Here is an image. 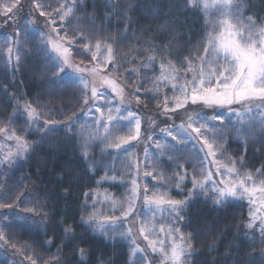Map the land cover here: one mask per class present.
I'll return each mask as SVG.
<instances>
[{"label":"snow or ice","instance_id":"6c2138e0","mask_svg":"<svg viewBox=\"0 0 264 264\" xmlns=\"http://www.w3.org/2000/svg\"><path fill=\"white\" fill-rule=\"evenodd\" d=\"M83 2L32 0L25 26L3 37L0 59L12 68L13 74L21 68L22 54L27 56L35 50L56 77L50 83L77 88L80 98L76 101L79 112L73 110L59 120L41 105L25 101L24 131L18 133L0 126L3 139L13 142L7 151L0 147V176L53 143L59 132L64 133L65 140L75 142L88 171H95L104 163L103 154L100 161L90 154L99 142L105 150L114 149L126 158L120 164L130 183L124 184L127 191L121 200L107 192H84L81 225L109 239L118 236L126 241L134 264H153L154 259L159 264H189L196 253L192 233L184 231L189 224V209L201 198L220 210L228 209L235 201H245L251 206L245 224L248 231L244 233L251 248L247 264H264V166L247 171L245 157L233 158L225 147L232 134L247 144L257 134V127L264 133V117L257 122L250 116L254 110L259 113L264 108V19L258 15L245 17L243 0H177L173 5L176 11L183 8L205 17V35L181 61L179 53L169 51L171 43L167 47L156 45V36L148 34L143 44L122 54L120 46L128 40L126 34L131 30L128 24L122 29L124 40L119 38L120 31L115 38L104 35L107 29L97 28L93 20L89 23L95 35L73 27L72 20L81 10L77 5ZM23 7L21 0L0 5V27L16 24ZM129 10L121 7L119 0H109L108 14L103 19L109 24L113 18L130 21ZM209 15L214 18L208 19ZM38 17L44 20L38 22ZM160 31L171 33L175 29L165 22ZM36 35L38 42L32 38ZM73 54L80 58L78 63L73 62ZM173 55L175 60L170 58ZM129 87L133 91L126 93ZM165 89H170V94ZM141 92L151 94L144 97V107L155 101L158 114L171 120L170 125L160 127L154 117L142 120L131 110L127 100L134 96L141 104V97L135 95ZM237 105L240 110L233 108ZM218 109L234 114L236 123L229 119L225 124V115ZM81 114L86 118L83 124ZM157 129L163 139L157 136ZM30 136L35 139L30 140ZM136 144L144 145L142 155L129 147ZM261 146L264 148V138ZM167 169H171L170 175ZM118 177L123 183L125 176L115 172L114 161L102 179L116 182ZM7 182V177L0 181V210H12L0 214V241L5 244L9 237L2 229L11 228L16 220L27 225H47L53 219L47 213L48 197L41 199L32 194L24 198L31 204L23 206L26 215L20 216L16 209L23 204L24 193L19 187L9 190ZM173 188L183 197L173 196ZM70 195L71 188H65L63 198ZM104 207L110 211H103ZM59 223L64 236L70 242L75 240V225L66 219ZM78 250V264H86V251L79 246ZM55 255L59 257V250ZM24 257L30 264L40 259L27 250ZM57 264L63 261L57 259Z\"/></svg>","mask_w":264,"mask_h":264},{"label":"trees","instance_id":"16d2710c","mask_svg":"<svg viewBox=\"0 0 264 264\" xmlns=\"http://www.w3.org/2000/svg\"><path fill=\"white\" fill-rule=\"evenodd\" d=\"M70 4L72 0H67ZM245 3V16H259L264 19V0H243ZM11 0H0V5ZM24 5L16 24L0 27V39L13 34L18 27L25 26V17L32 8V0H21ZM63 3L65 0H59ZM177 0H119L121 7L130 9L127 19L113 18L111 23L103 18L108 14L109 0H84L78 4L76 18L72 20L73 27L83 29L86 33H93L89 20H93L97 28L103 26L107 31L104 35L114 38L118 31L120 39L124 40L122 29L128 24L130 31L126 34L128 40L120 46L122 54L129 53L132 47H138L144 43L145 34L155 35L154 43L167 47L171 43L169 51L179 53V60L199 45L205 35V19L202 13L195 15L186 12L183 8L176 11L173 7ZM55 6V5H54ZM3 17H0L2 20ZM43 17H38L42 22ZM170 23L175 31L171 33L161 32V25ZM119 25V29H118ZM43 27V23H38ZM150 30V31H149ZM135 33V36H133ZM174 37V39H173ZM39 41V36L32 37ZM139 41V43H137ZM0 48L4 45L1 39ZM73 60L79 62V57L73 54ZM171 59H176L173 55ZM125 75H130L125 73ZM56 79L50 71V66L45 63L42 55L32 50L27 56L22 54L21 68L13 74L10 66L5 65L0 59V126L24 131L23 124L25 114L22 111L25 101L32 102L43 107L54 119H62L65 114L73 110L79 112L76 101L80 98V92L74 87H56L50 82ZM147 81H145L146 83ZM131 87L126 92H132ZM141 97V104H137L134 96V105L147 115H153L160 127L170 123L156 114V103L153 101L144 107V97L151 95L147 92L136 93ZM23 97V100L17 98ZM19 105V107H18ZM168 122V123H167ZM247 144L230 141L226 146L227 153L233 158L244 156L245 170L255 171L264 166V148L261 140L264 133L260 131ZM29 139H35L30 136ZM7 177L9 190L19 187L24 195L21 197L23 204L16 211L20 216L26 215L22 208L31 204V200L24 198L32 194L43 199L48 197L46 204L48 216L53 217L47 225H27L16 220L11 228H3L9 243L4 241L0 245V252H4L8 260L0 259V264H28L24 257V251L34 258L39 257L37 264H57V259L63 264H78L80 260L79 248L86 253V264H131L129 259V247L124 242H108L103 237L93 233L86 225L80 224L81 204L84 192L94 191L100 179L98 173L88 171L86 163L82 160L80 152L73 140H65L64 133L56 134L53 143L38 149L30 159L20 161L16 166L4 171L0 181ZM70 187L71 195L64 199V189ZM114 189V188H113ZM10 209L0 210V214L11 212ZM189 224L184 228L185 232L192 233L196 253L190 258V264H247L250 241L244 235L245 224L248 220V204L243 201H235L228 209H215L210 201L201 198L190 209ZM30 215V214H27ZM35 219L39 220V217ZM66 219L75 225L76 239L69 241L62 233V225L59 223ZM7 223V221H5ZM51 240V244L47 241ZM12 244L16 246L13 247ZM60 255L57 258L56 253ZM16 253L19 256H16ZM258 257V253H254ZM8 261H11L9 263Z\"/></svg>","mask_w":264,"mask_h":264},{"label":"rangeland","instance_id":"374dc122","mask_svg":"<svg viewBox=\"0 0 264 264\" xmlns=\"http://www.w3.org/2000/svg\"><path fill=\"white\" fill-rule=\"evenodd\" d=\"M67 3H68V1H67ZM212 11H214V10H212ZM244 11H245V3H244V8H243V14H244ZM244 16H245V14H244ZM213 18L214 17H212L211 15H209V17H208V19H213ZM204 19H205V17H204ZM29 27H31V26H29ZM42 28H44V26ZM44 31H49V29L48 28H44ZM1 39H3V38H1ZM1 39H0V43L2 44ZM72 60H73V58H72ZM73 62H75V61L73 60ZM164 91L169 92V94H170V89H165ZM127 104L130 106V108H131L132 111L137 112L140 115V117H141L142 120H146L147 117H149V116L145 115L140 108H138L137 106L134 105V102H133V99L132 98H129L127 100ZM233 108L236 109V110H240V106H238V105L237 106H233ZM204 111L205 112H208V113H211V110L210 109H205ZM218 111L224 113V115H225V124H228L229 119L232 120V123L233 124L236 123V119L237 118L234 116V114L229 113L225 109H218ZM158 113H159V110L156 112V114L159 115ZM150 116L154 117L153 115H150ZM250 116L251 117H254L255 120L258 122L259 119H261L262 117H264V108H262L259 113H257L254 110L250 114ZM159 117L161 118V120L166 119L165 116H163V115H159ZM85 119L86 118L81 114V116H80V123L83 124L85 122ZM169 121H170V123H172L171 120H169ZM179 122H180L179 120H176V123H179ZM216 123H219V121H217ZM168 125H170V124L168 123ZM79 127H80V124L77 125V128H79ZM258 131H260V130L257 127L256 132H258ZM157 136L159 138H161V139L164 138L163 135L158 132V129H157ZM167 139L170 140L171 138L168 137ZM230 141H237V142L242 143V144L244 143L243 140L238 139L235 134H232L230 136L229 140L227 141L225 147L228 145V142H230ZM12 143L13 142H11V141H5L3 139V134H0V147H2L3 151H7L8 150V146L10 144H12ZM134 144H135V142H134ZM129 147L132 148V151L134 153H136L138 155H142L143 148H144V145L143 144H136L135 147H133L132 145H129ZM151 151L152 152H155L156 150L153 148V149H151ZM107 152H112L113 155L112 156H108L107 155ZM0 154H2V153H0ZM90 154L92 155L93 159L94 160H97V161H100L102 159V154H103V160H104V163L97 170L92 171V173H98L100 175V179H99L100 183L97 184V188L94 190V192H97L98 191L101 194L107 192V193L113 195L117 200L123 199L124 198V193L127 191L126 188H125V186H124V184L130 183V181H128L126 179L127 173H126L125 169L123 167H121V164H120V162L121 161H125L126 158L123 155H119L118 153H116V151L114 149H106L105 150L104 149V146L102 144H99V142H97V143H95L93 145V150H92V152ZM117 156H119V159L118 160L116 159ZM114 161H115V172H118L121 175L125 176V180H124L123 183L120 182V178L119 177L117 178V181L116 182H113L111 180H103L102 179L104 177V175H105V172L109 168H112ZM191 162H194V161H191L190 160L189 163H191ZM186 167H187V165H186ZM167 171H168V173L170 175L171 174V169H167ZM148 179L150 180L151 178H148ZM190 186L191 185L189 184V187ZM171 194L173 196H175L176 198H182L183 197V193H179L178 190H176L175 188L172 189ZM243 202H245V201H243ZM250 207L251 206L248 205V212H249V208ZM103 211L108 212V211H110V209L107 208V207H104L103 208ZM92 232L95 233V234H97V235H99V236H101V237H103L108 242H124V243H126L128 245V243L126 241H121L118 236L115 239H109L106 236L101 235V234H99L97 232H94V231H92ZM1 243H2V241H0V244ZM141 243H142V241H141ZM128 247H129V245H128ZM3 248H4V246H3ZM129 252H130V248H129ZM15 254H16V256H19L18 253L15 252ZM0 259L8 260L7 259V256L4 254V252H0ZM129 259H130V263L131 264H134L135 258H133V257H131V255H129ZM8 262L11 263V261H8ZM28 264H30L29 261H28ZM153 264H159V260L158 259H154L153 260ZM189 264H190V259H189Z\"/></svg>","mask_w":264,"mask_h":264}]
</instances>
